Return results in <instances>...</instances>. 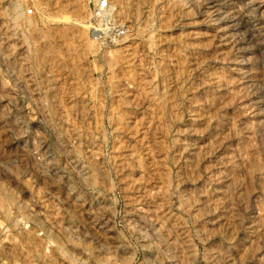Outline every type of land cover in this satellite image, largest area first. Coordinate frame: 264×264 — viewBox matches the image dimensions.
Instances as JSON below:
<instances>
[{
    "label": "rangeland",
    "instance_id": "1",
    "mask_svg": "<svg viewBox=\"0 0 264 264\" xmlns=\"http://www.w3.org/2000/svg\"><path fill=\"white\" fill-rule=\"evenodd\" d=\"M0 264H264V0H0Z\"/></svg>",
    "mask_w": 264,
    "mask_h": 264
},
{
    "label": "bare ground",
    "instance_id": "2",
    "mask_svg": "<svg viewBox=\"0 0 264 264\" xmlns=\"http://www.w3.org/2000/svg\"><path fill=\"white\" fill-rule=\"evenodd\" d=\"M4 189V188H3ZM9 194V193H8ZM6 196H8V195H6ZM9 200L11 199V198H8Z\"/></svg>",
    "mask_w": 264,
    "mask_h": 264
}]
</instances>
